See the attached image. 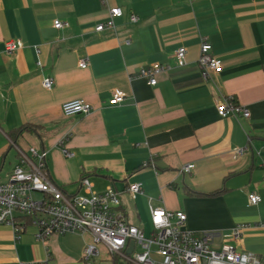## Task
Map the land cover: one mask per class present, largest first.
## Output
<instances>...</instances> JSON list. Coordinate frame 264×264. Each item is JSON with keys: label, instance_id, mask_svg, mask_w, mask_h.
<instances>
[{"label": "crops", "instance_id": "crops-1", "mask_svg": "<svg viewBox=\"0 0 264 264\" xmlns=\"http://www.w3.org/2000/svg\"><path fill=\"white\" fill-rule=\"evenodd\" d=\"M112 7L123 12L114 29L95 31ZM54 19L68 26L57 30ZM201 37L222 65L207 79L197 64ZM10 39L22 47L6 54ZM179 47L186 49L181 66ZM153 63L164 69L149 85L137 72ZM47 77L50 89L42 85ZM114 90L125 98L111 105ZM78 98L91 111L64 115L61 104ZM224 98L247 107L249 117L219 116L216 100ZM23 124L37 126L39 136L23 132L13 143L6 132ZM6 140L46 150V172L68 194L87 195L82 176L97 193L140 182L134 200L124 192L120 198L129 221L146 232L149 205L184 212L182 228L196 233L247 225L231 243L264 261V0H0L2 180L17 165L26 168ZM150 159L154 168L144 167ZM189 163L191 172L180 173ZM249 192L258 204L247 205ZM36 231L30 222L18 233L0 224V264H134L102 245L84 260L90 233L42 241ZM221 243L215 236L213 246Z\"/></svg>", "mask_w": 264, "mask_h": 264}, {"label": "built area", "instance_id": "built-area-1", "mask_svg": "<svg viewBox=\"0 0 264 264\" xmlns=\"http://www.w3.org/2000/svg\"><path fill=\"white\" fill-rule=\"evenodd\" d=\"M120 7L109 9L106 21L98 23L95 31L114 29V19L122 16ZM137 17L129 16V21L136 22ZM52 26L61 29L68 23L54 19ZM20 39H10L3 42L6 54L20 49ZM186 49L179 47L174 52L175 63L181 66L185 62ZM197 64L203 79L210 77V72L219 73L222 70L221 61L211 53V45L206 37H201ZM86 60H79L78 66L85 68ZM164 69L161 64L153 63L139 68L137 75L146 79L149 85L156 83V76ZM43 87H52L51 78L43 80ZM125 94L119 90L112 92L109 104L122 102ZM216 111L219 116H242L248 118L247 107L234 102L230 98L216 100ZM61 111L66 116L87 114L91 106L83 99L67 100L61 104ZM246 147L235 149L231 156L237 158L245 152ZM30 156L18 148L21 162L14 167L6 180H0V224H8L14 233L24 229L23 221L29 220L36 228L35 237L44 240L52 234L67 232L90 233L92 240L82 251L84 260L97 254V245L104 246L111 256H122L134 264H264V261L251 252L237 249L231 241H237L247 225L239 224L222 234L212 231L199 233L182 228L186 215L182 211H170L162 207L148 206V232L141 225L129 221L127 212L121 202L120 195L124 192L129 199L134 200L142 193L140 182L128 183L124 190L118 191L112 185L106 186L102 192L91 190V184L86 176L78 180V186L87 195L68 194L63 192L46 172V150L29 149ZM68 156L71 152L64 150ZM154 168L153 160L143 164ZM194 164H185L179 172L190 173ZM260 201L257 193L249 192L246 203L256 205ZM221 235L222 243L218 248L213 246L215 236ZM133 242L129 254L126 250Z\"/></svg>", "mask_w": 264, "mask_h": 264}, {"label": "trees", "instance_id": "trees-1", "mask_svg": "<svg viewBox=\"0 0 264 264\" xmlns=\"http://www.w3.org/2000/svg\"><path fill=\"white\" fill-rule=\"evenodd\" d=\"M23 132H28V133H35L39 136V133L37 131V126L34 125H28V124H23L17 128H14L8 132H6L7 137L13 141V143L16 142L17 138L23 133ZM29 149V148H28ZM42 150V149H41ZM63 192H65L60 186H58ZM29 223V220L25 219L23 221L24 226H26Z\"/></svg>", "mask_w": 264, "mask_h": 264}, {"label": "rangeland", "instance_id": "rangeland-1", "mask_svg": "<svg viewBox=\"0 0 264 264\" xmlns=\"http://www.w3.org/2000/svg\"><path fill=\"white\" fill-rule=\"evenodd\" d=\"M5 145L9 147L8 149H10V155H12L13 154L12 152H14L15 150L18 151V148L21 149V150H23L22 148L18 147L17 145H14L13 143H11L9 141L7 142V140L5 141ZM6 146H5V148H6ZM5 148H4V150H5ZM23 151L26 152L28 155H30L29 150H23ZM0 180H2V179H0ZM97 246H101V245L98 244Z\"/></svg>", "mask_w": 264, "mask_h": 264}, {"label": "water", "instance_id": "water-1", "mask_svg": "<svg viewBox=\"0 0 264 264\" xmlns=\"http://www.w3.org/2000/svg\"><path fill=\"white\" fill-rule=\"evenodd\" d=\"M132 248H133V242H130V244L126 250V253L129 254L131 252Z\"/></svg>", "mask_w": 264, "mask_h": 264}]
</instances>
